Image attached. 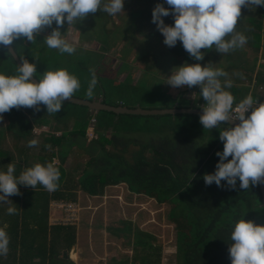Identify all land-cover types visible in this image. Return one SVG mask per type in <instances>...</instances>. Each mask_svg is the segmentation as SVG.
Returning a JSON list of instances; mask_svg holds the SVG:
<instances>
[{"label": "trees", "instance_id": "16d2710c", "mask_svg": "<svg viewBox=\"0 0 264 264\" xmlns=\"http://www.w3.org/2000/svg\"><path fill=\"white\" fill-rule=\"evenodd\" d=\"M158 3L164 0H125L123 11L117 14L121 25L115 23L116 15L103 11L89 14L86 38L81 35L87 42L96 41L97 51L75 47L73 54L61 53L43 43L41 36L34 43L18 39L12 46L20 59L36 64L37 80L46 71L66 69L80 83L72 97L99 100L112 107L202 110L205 101L199 88L187 87L173 94L166 86L172 69L185 62L202 66L211 63L227 72L232 86L226 90L235 98L234 107L249 94L264 102V54L260 58L264 50V7H242L235 29L247 37L242 48L229 53L201 49L204 59L194 61L180 42L173 48L163 43V35L152 23V11ZM163 19L167 25L174 24L171 15ZM118 46L121 64L113 69L109 54ZM18 66L9 49L0 46V73L17 75ZM135 68L141 69L136 83L132 72ZM93 74L97 83L89 96ZM123 74L127 75L122 80ZM39 108H13L4 113L8 124L0 129V170L6 171L7 165L13 163L19 176L38 163L51 162L61 174L59 187L49 192L42 185L34 189L19 186L21 194L9 197L17 208L16 214H8L9 205L0 206V228L10 238L8 254L0 256V264H75L69 253L77 244L78 227L51 225V205L77 204L83 195L102 198L109 187L122 184L134 195L171 206L168 218L177 230V264H231L230 236L235 222L244 218L264 226L259 184L243 190L239 181L235 189H230L226 182L222 181L224 187H217L214 183L206 186L203 180L205 174L214 173L219 162L216 153L223 150L219 131L232 125L222 122L220 129L209 130L200 123V115L95 112L65 102L59 113H47L44 105ZM93 119L95 138L89 141ZM43 127L49 131L40 135L39 147H29L30 141L36 139L35 130ZM6 135L14 141L13 150L3 148ZM73 148H77L74 153L79 157L89 158L85 165L76 161L69 165ZM121 224V228L110 227L111 234L115 239L131 238L132 221ZM135 236L138 240L133 264H161L157 237L139 229ZM110 264H130V259L114 258Z\"/></svg>", "mask_w": 264, "mask_h": 264}, {"label": "clouds", "instance_id": "9594fccd", "mask_svg": "<svg viewBox=\"0 0 264 264\" xmlns=\"http://www.w3.org/2000/svg\"><path fill=\"white\" fill-rule=\"evenodd\" d=\"M124 3L125 0H0V46H11L22 38L34 43L45 28H51L43 43L61 53L73 54L75 46L60 31L65 22L75 27L97 11L114 16L123 11ZM242 7H264V0H164L154 7L152 23L163 35L167 47H176L180 42L194 61H202L201 49L215 48L219 53H229L247 43V37L235 31ZM170 15L174 19L171 26L163 19ZM12 52L14 49H10ZM21 64L17 75L0 73V121L13 108L39 111V106L44 105L47 113H59L64 102L80 88L77 77L66 69L46 71L38 82H33L30 78L37 73L36 64L25 58ZM96 83L93 74L87 95L92 96ZM167 84L173 88L200 89L205 104L199 120L204 129H220L222 122L233 125L219 131L223 150L216 153L219 162L214 173L203 176L206 186L214 183L224 187L223 181L235 189L239 181L240 189L247 190L250 185L264 183V102L249 94L234 107L235 98L226 90L232 86L228 73L211 63L202 66L185 62L172 69ZM36 144L32 140L29 147ZM15 173L13 163L7 165L6 171L0 170V206L9 205V215L17 212L9 197L21 194L19 186L34 189L42 185L49 192L59 187L61 174L51 162L38 163L19 176ZM230 240L231 264H264V226L241 218L235 222ZM9 244L8 233L0 228V256L8 254Z\"/></svg>", "mask_w": 264, "mask_h": 264}, {"label": "rangeland", "instance_id": "374dc122", "mask_svg": "<svg viewBox=\"0 0 264 264\" xmlns=\"http://www.w3.org/2000/svg\"><path fill=\"white\" fill-rule=\"evenodd\" d=\"M117 18V15L114 16L115 23L121 25L123 22ZM89 25L91 26V23ZM110 26H112V23L109 24ZM53 27H55V24ZM85 30L86 18L75 27H69L67 22H65L60 29L62 34L66 33V38L75 47L97 51L99 44L96 41L87 42L82 39L81 34H84L83 37L86 38ZM51 31V28H45L40 36L45 38ZM99 31L100 29L98 28ZM120 52L121 46H118L116 50L109 54L114 64L113 69L118 68L121 64ZM248 53L250 57L253 55L251 50ZM263 54L264 50L260 54V58L263 57ZM263 62L261 61V63ZM132 72L135 75L134 83H136L141 77V69L135 68ZM126 75L123 74L121 79L123 80ZM166 86L173 94H178L179 91H185L187 88V86L173 88L168 84ZM7 124L8 120L3 114V120L0 121V129L5 128ZM48 131V127L35 130L37 147H39L41 142L40 135ZM60 135L61 133H56V136ZM88 139L91 141L93 138L88 137ZM2 145L7 150L14 149V141L10 136L6 135ZM76 150L77 148H73L68 162L69 165H72L75 161L80 163L81 166L85 165L89 158L86 155H80L79 157L77 153H74ZM133 150L134 148H131L130 153ZM55 163H58V160ZM106 193L108 199H103L102 197L100 200L98 199L99 202L94 201L91 203L87 200L92 197L83 195L80 197L79 202L67 211L63 208L65 207L64 204L58 206L59 203H53L51 205L50 213L59 211L63 215L62 217L65 218L63 222L75 224L78 227V241L69 253V259L74 261L75 264H110L114 258L117 260L123 259L124 261L129 258L130 264H133L134 248L138 240L135 234L139 229L157 237L158 242L156 245L161 247V264H177V230L176 226L168 218L171 206L169 204L159 205L156 200L149 199L143 195H134L125 184L109 187ZM89 200L92 201L91 199ZM84 203L86 207H84ZM122 221H132L133 223L131 238L128 237L130 240L128 238L115 239L109 231L110 227L118 226L121 228ZM50 222L51 225L55 224V221L52 222L51 220Z\"/></svg>", "mask_w": 264, "mask_h": 264}, {"label": "water", "instance_id": "95a60500", "mask_svg": "<svg viewBox=\"0 0 264 264\" xmlns=\"http://www.w3.org/2000/svg\"><path fill=\"white\" fill-rule=\"evenodd\" d=\"M6 47L9 49V51L10 49H14L12 45L6 46ZM11 54L15 58L18 65L22 66L21 59L19 58L15 49H14V52H12ZM30 79H32L33 82H38V80L35 77L30 78ZM65 103H72V104L79 105V106H86L91 111H95V112L109 111V112H113L116 114H129V115H137V116H157V115H177V114L201 115L202 114V110H198V109L145 110L142 108L128 109L125 107H112V106L102 103V101H99V100L87 101V100L78 99L74 97H71L70 100L65 101ZM236 123H238V121ZM228 124L232 125L231 123H228ZM259 185H260L262 197H263L262 206L264 208V183H260Z\"/></svg>", "mask_w": 264, "mask_h": 264}, {"label": "crops", "instance_id": "0c3cea01", "mask_svg": "<svg viewBox=\"0 0 264 264\" xmlns=\"http://www.w3.org/2000/svg\"><path fill=\"white\" fill-rule=\"evenodd\" d=\"M88 197H89V196H88ZM89 199H91L92 201H90ZM98 199L100 200V198H94V197H92V198H88L87 201H89L90 203H91V202H94V201L99 202ZM103 199H108V196L105 195V196L103 197ZM87 201H86V203H87ZM56 204H57V203H56ZM60 204H63V203H59L58 206H59ZM62 216H63V215H62L59 211L51 212V213H50V221H51V220H52V222L55 221V224H52V225H68V224H66L65 222H63V219H65V218H63ZM50 224H51V222H50ZM117 241H118V240H117Z\"/></svg>", "mask_w": 264, "mask_h": 264}, {"label": "built area", "instance_id": "2783aa9c", "mask_svg": "<svg viewBox=\"0 0 264 264\" xmlns=\"http://www.w3.org/2000/svg\"><path fill=\"white\" fill-rule=\"evenodd\" d=\"M95 123H96V120L95 119H93V121H92V126L90 127V129H89V132H88V137H91V138H95V133H94V131H93V127H94V125H95ZM65 205V207H63V208H65V210L67 211L70 207H72L74 204H64ZM72 217V216H71Z\"/></svg>", "mask_w": 264, "mask_h": 264}, {"label": "bare ground", "instance_id": "6f19581e", "mask_svg": "<svg viewBox=\"0 0 264 264\" xmlns=\"http://www.w3.org/2000/svg\"><path fill=\"white\" fill-rule=\"evenodd\" d=\"M26 56V55H25Z\"/></svg>", "mask_w": 264, "mask_h": 264}]
</instances>
